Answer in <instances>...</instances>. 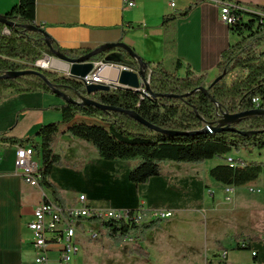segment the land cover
Listing matches in <instances>:
<instances>
[{
    "label": "crops",
    "instance_id": "crops-1",
    "mask_svg": "<svg viewBox=\"0 0 264 264\" xmlns=\"http://www.w3.org/2000/svg\"><path fill=\"white\" fill-rule=\"evenodd\" d=\"M18 1L0 0V14L6 13ZM123 2L36 0L35 20L37 25L46 30L57 47L89 46L94 49L104 43L124 41L152 67L163 62L172 68L175 60L179 59L183 66L188 64L195 73L207 74L208 80H214L219 74L218 62L222 50L239 40L229 25L220 20L221 5L224 2L238 4L252 12L260 11L258 6L264 5V0H135L133 7H126ZM172 2L175 3L174 6ZM192 3L196 5L188 16L163 24L165 15L183 10ZM51 65L65 71L69 66L58 60H52ZM181 73H185L184 68ZM63 102L61 97L50 93L18 94L7 91L0 101V135L16 138L34 135L43 124L61 120V113L50 106ZM83 142L88 143L69 132H62L56 139L55 150L66 165L54 166L50 179L60 190L66 206L74 205L78 196L84 194L92 204L122 209L137 208L143 204L149 209L174 210V218L187 216L189 213L196 216L198 212V215L204 216V222L210 219L214 221L215 218L214 224L218 223L217 218H222L220 215L223 212L228 216V211H236V206H229L214 189L209 188L213 191L210 194L211 202L199 200L198 197L196 199V184L203 192H207L206 186H211L208 177L210 169L201 177L200 174L203 173H198L199 170L196 169L163 168L164 175L152 177L148 183L137 185L136 192V184L128 179L133 167L130 161L103 159L91 144L92 148ZM18 146L20 145L0 141V264H35L36 250L29 223L33 220L34 209L44 193L52 197L48 190L32 186L24 180L16 166ZM222 162V159L217 161L218 164ZM197 175L201 178L196 177ZM229 187L234 189L236 186ZM127 189L135 192L137 200L133 203L129 202L131 195L127 196ZM258 189L261 190L258 193H261L262 202L256 197L242 200L246 208H249L246 219L244 218L246 227L239 226L240 230L226 231L220 237L212 235L197 250H166L158 252L157 256L149 251L150 263L128 252L127 263L218 264L220 251L217 252L216 242L222 244L237 234L242 236L239 241L247 240L251 243L252 258L249 264H264L263 178ZM169 219L162 220L160 226L148 231L143 245L150 238L151 232L164 228ZM89 243L90 240L83 239L81 245L86 247ZM225 245L224 250H228L229 244ZM254 251L257 252L256 255L253 254ZM228 259L229 251L224 264H230ZM76 263L77 260L74 264Z\"/></svg>",
    "mask_w": 264,
    "mask_h": 264
},
{
    "label": "trees",
    "instance_id": "trees-1",
    "mask_svg": "<svg viewBox=\"0 0 264 264\" xmlns=\"http://www.w3.org/2000/svg\"><path fill=\"white\" fill-rule=\"evenodd\" d=\"M195 5L192 3L183 10L165 15L163 24L188 16ZM258 8L264 11V5ZM4 15L14 24L7 26L0 22V74L37 69L55 87L76 100L86 96L104 105L137 112L161 129L179 132L157 131L125 111L64 101L50 106L61 113V120L43 124L34 135L16 138L1 134V142L34 147L41 159L40 185L56 201L65 205L60 190L50 179L54 166L66 165L55 150L56 139L62 132H69L88 142L103 159L137 160L129 173V180L136 185L146 184L152 177L164 175L162 165L166 161L199 164L213 158L226 160L213 166L209 172L212 178L226 186H243L257 181L260 176L264 179L262 161L248 162L232 157L234 164L227 162L228 155L234 152L245 150L252 153L264 148V114L243 117L230 126L234 130L201 131L208 124L216 125L223 112L236 114L254 109L264 110V50H260L264 46V15L239 8L234 10L236 21L229 27L239 40L222 50L216 81L209 82L207 74H197L190 65L183 66L181 60L177 59L172 68L163 62L150 66L147 77L151 91L145 87L139 91L116 87L90 94L86 85L77 78L36 66L46 55L54 56L42 33L24 27L37 25L36 0H19ZM53 47L72 58L81 57L92 50L89 46L57 47L53 44ZM103 55L99 54L92 60L100 61ZM129 65L134 70L139 69L136 60ZM182 68L185 69L184 74L181 73ZM237 70L247 73L228 83L226 77ZM201 88H207L208 93ZM9 90L18 94H55L52 86L32 73L0 78V101ZM160 223L161 220H152L132 226L114 222H107L106 225L108 235L118 245L127 234L131 235L134 244L129 254L150 263L151 255L143 241L147 232L160 226ZM236 240L237 249H251L249 241Z\"/></svg>",
    "mask_w": 264,
    "mask_h": 264
},
{
    "label": "built area",
    "instance_id": "built-area-1",
    "mask_svg": "<svg viewBox=\"0 0 264 264\" xmlns=\"http://www.w3.org/2000/svg\"><path fill=\"white\" fill-rule=\"evenodd\" d=\"M123 1L126 7L135 6V0ZM171 4L172 6L175 5L174 2ZM237 8L243 9L238 4L224 2L220 7V20L227 25L233 24L236 21L234 10ZM257 13L264 15V11H257ZM47 58L48 55L36 64L40 65V62ZM55 59L63 61L58 58ZM99 63L100 61H97V64ZM122 68L127 67L122 66ZM65 73L70 75L68 71ZM92 77L94 80L101 81L95 74ZM78 80L85 85L91 83L88 76L78 78ZM35 154L36 151L31 145L18 146L16 166L27 183L41 187L39 182L41 163L35 158ZM227 162L234 164L232 157H228ZM226 191L228 192L226 199L231 201L230 194L233 193L234 189L228 186ZM257 191L261 192L260 189ZM173 215V210L149 209L143 204L137 208L129 209L92 204L84 194L78 196L74 205L66 206L44 193L42 200L34 209L33 220L29 223V228L33 233V246L36 250L35 264H74L75 258L81 251L82 240L98 239L102 231L107 232V222L132 226L148 223L152 220H166ZM130 237L131 235L127 234L125 239ZM51 252L57 254L54 259L50 258ZM253 254L256 255L257 252L254 251ZM227 257L228 250L222 251L218 264H224Z\"/></svg>",
    "mask_w": 264,
    "mask_h": 264
},
{
    "label": "rangeland",
    "instance_id": "rangeland-1",
    "mask_svg": "<svg viewBox=\"0 0 264 264\" xmlns=\"http://www.w3.org/2000/svg\"><path fill=\"white\" fill-rule=\"evenodd\" d=\"M264 50V46L260 49ZM129 69H132L130 65H123ZM152 67V66H151ZM171 68V67H170ZM44 70H51L55 72H59L60 74H64L67 76H70L65 73L60 68L55 67H49L44 68ZM134 70V69H133ZM137 71V70H136ZM247 72L245 70H237L236 72L228 75L226 77V81L228 83L232 82L234 79H236L239 76L245 75ZM208 76V75H207ZM218 77V76H217ZM216 77V78H217ZM215 78V79H216ZM214 79V80H215ZM214 80H208L209 82H212ZM57 121V120H56ZM84 143V142H83ZM87 146H92L89 143ZM92 150H95L94 148ZM229 157H239L242 159H245L246 161L251 160H258L264 162V148L263 149H257L252 153H249L245 150L237 153L234 152ZM35 158L39 160L41 163L40 157L35 154ZM221 160L220 158H213L206 160L203 163L199 164H192V163H177L174 161H166L163 163V168L165 170L171 169L170 167H174L177 169H188L191 171V169L199 170L198 173L202 172L203 174H200L202 177L204 174L207 173V169H211L213 166L217 165V161ZM222 161H226L225 159H222ZM133 165L137 163V160L130 161ZM172 164V165H171ZM206 169V170H205ZM124 175V174H123ZM197 175L196 177H200ZM129 177V175H128ZM200 177V178H201ZM208 177L211 182V186H206L208 189L207 192H203L199 185L196 184V199L197 197L199 200L208 201L212 200V197L210 194H212V190L214 189L216 193L219 196H222V200L224 199V202L229 203V206H236L234 210H236L234 213L231 211H228V216H225L226 214L223 212L222 218H217L218 221L217 224H214L215 218H213L214 221L210 219V221L204 220L203 215H198V212H196V216L189 213L187 216L182 217H173L176 214V211L173 210L174 215L172 218L169 219V223L164 228L155 229L151 232L150 238H147L146 244H144L148 250L152 253V255L157 256L158 252L162 253L166 250L173 251V252H182L187 251L190 249H199L200 245L204 243V241L208 242L209 238L214 236H223L225 235L226 231H231L232 229L236 231V229H241L240 227L244 226L246 227V224L244 223V218L246 219V215L249 211V208H246L245 203L242 202L244 198H255L258 201L262 202L261 200V193H258L257 187H260V184L262 182V176L260 178L252 183H249L247 185L243 186H236L234 188V191L232 194V200L231 202H228L226 199V196L228 195V192L226 191L227 187L225 188L224 184L216 181L214 178H212L208 172ZM124 180V176L122 177ZM129 179V178H128ZM135 186L134 191H138L137 185ZM253 188L254 190H251ZM132 189H127L126 194L128 196L131 195L130 203L136 201V197L134 196V192ZM230 194V195H231ZM133 195V196H132ZM241 201V202H240ZM219 203V202H218ZM216 203L214 204L215 207ZM227 205V204H226ZM165 209V208H160ZM221 213V211H217V213ZM257 213H255L256 216ZM258 215H260V211L258 209ZM200 217V219H198ZM201 221V222H200ZM216 223V222H215ZM205 224V225H204ZM240 226V227H239ZM230 240L223 241L222 244L216 242L217 244V252L220 251V255L222 254V250L226 248L225 244L228 247L229 251V259L228 262L230 264H235V262H240V264H249V261L252 258V254L250 250L244 249L240 250L236 248L237 245V238H242L241 235L234 234ZM264 237V235H263ZM234 239V240H233ZM244 241V240H241ZM134 244V238L130 237L122 241L121 244H117L114 242V240L108 235L107 232L102 231L100 234V237L96 240H91L90 243L84 247L81 246V251L79 255H77V259L75 258L74 262L76 264H128L126 261L127 255H128V249ZM57 256L55 252L50 253V258L54 259ZM138 258V257H137ZM210 258H212L210 256Z\"/></svg>",
    "mask_w": 264,
    "mask_h": 264
},
{
    "label": "water",
    "instance_id": "water-1",
    "mask_svg": "<svg viewBox=\"0 0 264 264\" xmlns=\"http://www.w3.org/2000/svg\"><path fill=\"white\" fill-rule=\"evenodd\" d=\"M248 12H252V11H248ZM0 22L6 24L7 26L14 24L10 22L4 14H0ZM24 27L27 30L36 31L43 34L47 44L51 47V49L54 52V56L48 55V57L50 58L53 57L54 59L58 58L69 64L70 66L68 72L71 77L78 79L88 76L90 78L91 83L86 84V89L89 94L98 91H109L112 88H116V87L130 88L137 91L145 87L146 90L151 91L150 83L147 77L149 76L150 64L146 60H144L132 46L126 44L124 41L104 43L98 46L97 48L92 49L90 52H88L87 54L81 57L72 58L65 55L59 48L53 47L52 38L46 32V30H44V28H42L41 26L25 25ZM99 54H104V55H103V59L100 60V63L97 64V61H93L92 58H94ZM133 60H136L139 63V69L137 71L133 69L122 68L123 65H129L130 63H132ZM36 66L42 69L40 65L36 64ZM28 73L36 74L41 78H43L50 86H52L54 93L59 97H61L64 101L77 102L85 105L94 104L104 109L125 111L130 115H132L133 117H135L141 123L157 131L171 133V134L179 133L175 131L161 129L151 124L143 117H141L137 112L134 111H127L118 107L104 105L86 96H82L80 97L79 100H76L72 98L69 94L55 87L48 80L46 75L42 71L37 69L8 71L4 74H0V78L2 79L15 78L19 75H24ZM94 74L101 81L94 80V78L92 77ZM217 79L218 78H216L214 81H216ZM201 89L204 92L208 93L207 88H201ZM153 96H156V94H153ZM254 114H264V110L254 109L251 111H245L236 114H228L226 112H223L221 113L220 120L216 125L208 124L201 131L216 132V131H221L222 129L234 130V128L230 127L232 124L239 122L245 116L254 115Z\"/></svg>",
    "mask_w": 264,
    "mask_h": 264
},
{
    "label": "bare ground",
    "instance_id": "bare-ground-1",
    "mask_svg": "<svg viewBox=\"0 0 264 264\" xmlns=\"http://www.w3.org/2000/svg\"><path fill=\"white\" fill-rule=\"evenodd\" d=\"M52 60H57V59H54V58H47L46 60H43V61H41L40 62V65L42 66V67H44V68H49V67H51L52 65H51V61ZM58 61H60V60H58ZM69 65V64H68ZM70 66V65H69ZM69 66H68V68H66V71H68L69 70ZM234 163V162H233Z\"/></svg>",
    "mask_w": 264,
    "mask_h": 264
}]
</instances>
